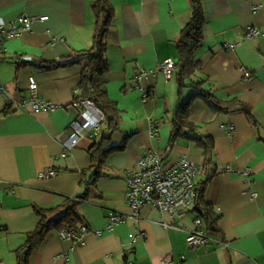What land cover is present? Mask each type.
I'll list each match as a JSON object with an SVG mask.
<instances>
[{"label":"crops","instance_id":"0c3cea01","mask_svg":"<svg viewBox=\"0 0 264 264\" xmlns=\"http://www.w3.org/2000/svg\"><path fill=\"white\" fill-rule=\"evenodd\" d=\"M92 1L0 0V18L7 22L22 14L47 16L2 45L0 84L10 97L0 92V264H16L17 249L39 221L34 205L52 207L64 196L81 194L82 180L90 176L89 149L98 132L87 131L69 149L64 144L78 113L72 100L75 89L80 94L81 65L45 70L38 60L67 61L92 46ZM107 1L113 8L106 34L108 70L96 80L120 110L111 145L128 137L126 145L110 153L107 175L90 186L76 208L84 244L71 250V240L50 231L31 251L28 264H162L164 257L172 264H264V0H200L205 23L193 55L202 70L182 87L175 69L167 79L159 66L169 57L177 63L176 42L190 18V0ZM247 26L260 34L246 39ZM137 70L152 72L138 80ZM30 76L38 83V97L58 105L55 110L17 107L16 100L29 97ZM195 82L221 101L238 99L249 106L252 121L242 111L215 112L201 98L191 99L190 120L213 142V164L197 185L206 181L205 199L218 221L206 245L190 248L184 227L193 228L196 212L173 217L145 205L138 220L130 217L124 175L151 150L165 162L184 156L202 167L204 154L194 141L178 137L170 143L173 114L194 95ZM141 88L147 89L145 101ZM151 124L158 127L156 138ZM47 168L56 175L40 179ZM111 214L125 220L107 231Z\"/></svg>","mask_w":264,"mask_h":264},{"label":"trees","instance_id":"16d2710c","mask_svg":"<svg viewBox=\"0 0 264 264\" xmlns=\"http://www.w3.org/2000/svg\"><path fill=\"white\" fill-rule=\"evenodd\" d=\"M92 7L95 11L96 21L93 29L92 46L89 49L76 52L73 58L67 61L61 60H38L40 69L49 70L60 64L81 65L80 81L78 88L79 97L93 101L103 114V120L99 125L98 139L94 140L89 149L90 166L88 171L90 176L82 180L84 191L74 197L64 196L63 200L52 207H40L34 205L33 209L39 221L35 229L27 234L26 243L16 251V264H28L30 253L44 240L47 233L53 230H60L63 227H70L76 231L80 229V219L76 213L78 204L88 197L90 186L96 180L107 175V158L113 151L125 148L128 137L118 145H111L112 134L119 129L120 110L117 105L108 97L106 92L100 88L96 77L108 70L106 61V34L109 30L110 21L113 16V8L107 0H93ZM191 15L187 23L180 32L176 42L178 50V60L174 68L177 71L178 82L182 87L186 79H190L196 72L202 70L201 63L194 58L193 48L202 39V28L205 23V16L200 0H190ZM3 54L0 61L3 60ZM21 59V58H20ZM25 61L21 60L18 65L22 66ZM201 82L193 83L194 95L178 104L172 117V132L170 143L172 144L178 137H185L194 141L201 148L204 154L202 171L212 166L213 142L209 136H202L196 123L190 120L189 105L194 97L201 98L211 110L215 112H244L250 121L252 117L250 108L238 99L221 101L212 95L209 88H205ZM148 97V93H147ZM213 173V170L211 171ZM210 172V174H212ZM209 174V175H210ZM206 181L197 185V196L193 211L196 216L202 219L205 229L210 235L217 232L218 216L213 206L205 199ZM191 210V211H192Z\"/></svg>","mask_w":264,"mask_h":264},{"label":"built area","instance_id":"2783aa9c","mask_svg":"<svg viewBox=\"0 0 264 264\" xmlns=\"http://www.w3.org/2000/svg\"><path fill=\"white\" fill-rule=\"evenodd\" d=\"M44 21L47 16L30 18L25 14L20 15L16 20L5 21L0 18V56L4 53L2 45L10 38L21 36L24 32L31 30V24L34 20ZM260 31L257 27L247 26L244 37L246 39L257 37ZM232 48L233 45H227ZM175 67V61L172 58H166L160 64L159 69L165 78L169 79ZM152 71L137 70L136 78L148 76ZM246 78H250V73L246 72ZM139 87L138 84H135ZM29 97L22 100H16L19 109L29 108L33 112L53 111L58 105L53 104L38 97V83L33 76L28 78ZM143 101L147 99V89L141 88ZM0 92L6 97H10L9 91L0 84ZM74 99L72 106L77 110V116L72 120L69 127V134L65 141V147L71 148L76 145L81 137L87 131L93 130L99 132V125L103 120V114L90 99L79 97L78 90H74ZM151 136H158V127L151 124ZM202 174V167L192 164L184 156L178 157L171 162H165L160 154L151 150L138 159L135 167L126 171L124 180L126 182V200L131 208L130 217L137 219L140 210L145 205H151L162 212H167L170 216L180 217L191 211L195 205L197 196V178ZM56 175L52 169H44L38 177L40 179H49ZM256 194H252L254 197ZM125 220L122 214H111L106 223V230L111 231L113 227ZM164 227H170L167 223H162ZM84 229V226L81 228ZM80 229V230H81ZM186 244L188 247H198L206 245L211 240V235L205 229L201 218L196 216L193 220V228H185ZM70 227H63L59 230L62 239L72 241L71 250L78 245H83L82 234ZM101 235V231H96ZM162 264H172L164 257Z\"/></svg>","mask_w":264,"mask_h":264},{"label":"rangeland","instance_id":"374dc122","mask_svg":"<svg viewBox=\"0 0 264 264\" xmlns=\"http://www.w3.org/2000/svg\"><path fill=\"white\" fill-rule=\"evenodd\" d=\"M10 94V93H9Z\"/></svg>","mask_w":264,"mask_h":264},{"label":"water","instance_id":"95a60500","mask_svg":"<svg viewBox=\"0 0 264 264\" xmlns=\"http://www.w3.org/2000/svg\"><path fill=\"white\" fill-rule=\"evenodd\" d=\"M28 59V58H27Z\"/></svg>","mask_w":264,"mask_h":264}]
</instances>
